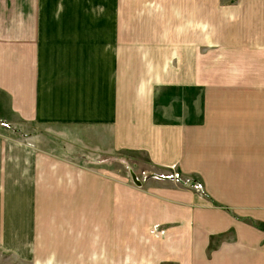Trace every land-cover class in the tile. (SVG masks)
I'll return each mask as SVG.
<instances>
[{"label":"rangeland","instance_id":"1","mask_svg":"<svg viewBox=\"0 0 264 264\" xmlns=\"http://www.w3.org/2000/svg\"><path fill=\"white\" fill-rule=\"evenodd\" d=\"M33 2L0 0L2 24L8 20L4 14L9 6L19 21V28L14 29L10 39L31 40ZM39 4L37 117L31 123L16 120L15 124L0 119V142L18 147L11 150L12 156L3 149L6 145L1 148L0 264H143L133 256L139 245L135 226L140 224L131 219L139 217L138 213L125 214L122 206L120 213L112 212L113 200L109 198L116 193L117 185L125 182L144 191L151 183L153 186L168 182L201 199L209 196L197 175L183 173L177 165H149L146 148L117 146L113 150L106 135L92 132L89 125L76 126V121L81 122L80 115L107 125L115 122L113 109H117L111 102L110 80L117 83L118 68L110 63L111 43L115 40L116 50L120 46L122 52H127L119 74L131 77L122 86L125 85L126 93L131 89L132 108L122 109L130 111L135 120L139 115L135 108L142 110L141 105L148 104L146 107L156 113L152 114V123L171 120L161 116L165 109H174L182 116L195 107L201 109V105H195L204 98L200 90L196 92L198 100L184 103L165 104L146 98L156 94L154 88L161 85L160 80L192 79L194 70L187 67L184 59L194 57L195 65H204L202 75L206 79L223 78L234 83L240 77H249L250 70L234 69L231 63L246 65L249 61L250 67L251 54L242 50L248 47L229 45L223 63L217 62L220 47L209 45L206 33L211 27H206L205 21L211 19L221 25L220 9L230 5L227 0H39ZM210 52L215 55L213 59ZM179 60L184 61V74L180 77L179 65L175 64ZM225 62L233 69L223 71ZM92 63L93 74H88ZM52 77L64 82L72 94L80 84L77 99L78 104L85 103L82 110L79 108L75 114L61 110L59 94L43 96L52 85ZM96 78L100 82L95 89ZM211 87L217 91L216 97L223 95V99L228 93L243 92L236 84ZM244 88L245 94L251 95L252 88ZM95 106L104 110L95 112ZM107 116L109 121L105 120ZM48 166L51 168L45 171ZM35 172L50 173L52 178L49 182H36L29 174ZM35 184L37 189L33 191ZM122 215H127L126 219L119 220Z\"/></svg>","mask_w":264,"mask_h":264},{"label":"crops","instance_id":"2","mask_svg":"<svg viewBox=\"0 0 264 264\" xmlns=\"http://www.w3.org/2000/svg\"><path fill=\"white\" fill-rule=\"evenodd\" d=\"M227 3L230 5L220 9L218 21L221 25L217 26L211 19L205 21V26L211 27L206 37H210L209 45L220 47L217 62L222 60L223 63V54L228 52L226 46L248 47V50H242L251 54L250 67L249 61L246 65L230 63L234 64V69L250 70L249 77H240L234 83L223 78L206 79L202 75L204 65L196 62V67L194 57H188L184 61L194 70L189 73L191 80H160L161 85L154 88L156 94L153 92L152 97L146 98L165 104L171 101L184 103L198 100L199 93L197 96L196 92L200 90L204 98L195 105H201V109L195 107L183 116L174 109H165L160 112L161 116L166 115V120H171L152 123V114L156 113L146 107L148 104H143L142 110L135 108L139 115L132 120L131 112L122 109L132 108L131 89L126 93L125 85L122 86V82L126 78L130 81L131 77L119 74L127 52H122L120 46L116 50L114 40L110 63L114 69L118 68L119 86L114 88L117 83L113 79L110 81L113 84L111 102L117 109L116 112L113 109L115 122L107 125L96 122L94 117L84 119L82 115L81 122L76 121V126L89 125L92 132L106 135L113 150L117 146L146 148L152 167L177 165L183 173L197 175L204 183L209 196L206 199L168 182L153 186L151 183L144 191L125 182L117 185L116 193L109 198L113 200L112 212L120 213L122 206L125 214H129L128 211L138 213L139 217L131 219L140 224L135 226L139 245L133 250V256L143 264H264V0H227ZM33 4L32 38L27 42L10 39L14 29L19 28L14 8L7 7L4 15L8 20L3 24V13L0 14V119L13 124L16 120L34 122L40 106L36 41L39 39L41 5L39 0H34ZM112 31L116 37L115 29ZM210 55L212 59L215 56L211 52ZM184 61L175 63L179 65V77L184 74ZM226 63L222 66L223 71L233 69ZM92 71L93 63L87 73L93 74ZM50 81L52 85L48 91L44 90V97L59 94L61 110L68 109L73 114L84 108L85 103L78 104L77 99L80 84L72 94L64 82L54 77ZM99 82H95V89ZM233 84L243 92L228 93L225 99L223 95L217 98V91L211 87ZM245 86L252 88L251 95L245 94ZM173 106L177 107L176 104ZM96 110L104 109L95 106L93 111ZM178 116L181 121L176 120ZM105 120L109 121L108 116ZM3 144L6 145L3 149L9 150L8 156H12L11 150L18 149L13 143L0 142V166L3 165ZM27 164L30 166V161ZM50 168L48 166L45 171ZM41 172L29 174L36 182H49L52 174ZM0 181H3L1 176ZM32 189H37L36 184ZM126 217L122 215L119 220Z\"/></svg>","mask_w":264,"mask_h":264},{"label":"built area","instance_id":"3","mask_svg":"<svg viewBox=\"0 0 264 264\" xmlns=\"http://www.w3.org/2000/svg\"><path fill=\"white\" fill-rule=\"evenodd\" d=\"M168 178H173L172 176H169ZM135 181V180H134ZM135 183H136V181H135ZM136 185H137V183H136Z\"/></svg>","mask_w":264,"mask_h":264},{"label":"water","instance_id":"4","mask_svg":"<svg viewBox=\"0 0 264 264\" xmlns=\"http://www.w3.org/2000/svg\"><path fill=\"white\" fill-rule=\"evenodd\" d=\"M132 180H133V181L135 180L133 176H132Z\"/></svg>","mask_w":264,"mask_h":264}]
</instances>
